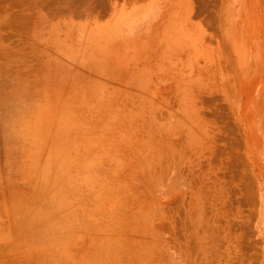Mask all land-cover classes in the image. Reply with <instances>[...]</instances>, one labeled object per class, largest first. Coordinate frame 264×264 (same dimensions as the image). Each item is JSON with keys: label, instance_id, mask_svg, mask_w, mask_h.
Segmentation results:
<instances>
[{"label": "rangeland", "instance_id": "1", "mask_svg": "<svg viewBox=\"0 0 264 264\" xmlns=\"http://www.w3.org/2000/svg\"><path fill=\"white\" fill-rule=\"evenodd\" d=\"M0 264H264V0H0Z\"/></svg>", "mask_w": 264, "mask_h": 264}, {"label": "bare ground", "instance_id": "2", "mask_svg": "<svg viewBox=\"0 0 264 264\" xmlns=\"http://www.w3.org/2000/svg\"><path fill=\"white\" fill-rule=\"evenodd\" d=\"M64 126V125H63Z\"/></svg>", "mask_w": 264, "mask_h": 264}]
</instances>
